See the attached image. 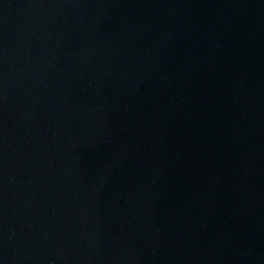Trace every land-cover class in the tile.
Returning <instances> with one entry per match:
<instances>
[{"label":"water","instance_id":"water-1","mask_svg":"<svg viewBox=\"0 0 264 264\" xmlns=\"http://www.w3.org/2000/svg\"><path fill=\"white\" fill-rule=\"evenodd\" d=\"M0 264H264V0H0Z\"/></svg>","mask_w":264,"mask_h":264}]
</instances>
